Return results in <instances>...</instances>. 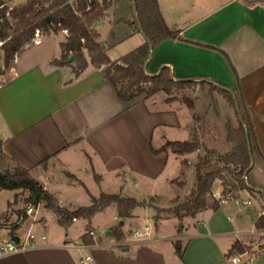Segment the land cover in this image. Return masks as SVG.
I'll use <instances>...</instances> for the list:
<instances>
[{"label": "crops", "instance_id": "1", "mask_svg": "<svg viewBox=\"0 0 264 264\" xmlns=\"http://www.w3.org/2000/svg\"><path fill=\"white\" fill-rule=\"evenodd\" d=\"M158 3L166 22L180 30L181 38L166 39L156 45L146 71L155 74L168 66L177 78L202 80L231 92L240 91L263 155L254 148L246 181L264 192V0ZM109 10L108 35L100 41L113 58L111 50L125 43L120 52L130 51L143 43L146 36L143 30L134 29L138 22L134 0H117ZM124 18L130 23L122 21ZM59 32L66 38L65 30ZM58 33H40L8 67L3 66L0 56V141L9 162L28 168L61 206L72 209L76 206L72 201L66 203L61 185L84 183L80 172L81 168L87 170V163L92 166L89 172L100 182L113 173L126 188L129 182L137 186L143 179L158 177L173 156L177 157L175 161L183 160L185 154L177 156L179 153L170 149L153 155L150 143L159 147L167 140H190L173 134L182 128L185 134L192 133L193 108L177 99L166 101L159 94L136 100L130 106V102L117 96L101 67L91 63L88 52L85 54L89 63L78 74L71 65L53 62L62 54L60 43L65 40L57 41ZM52 38L53 43L43 46ZM186 154H191V158L184 157L185 165L180 163L176 167L173 163L175 174L165 178L171 187L172 202L180 195L173 186L178 184L180 189L195 177L200 149ZM123 166L132 170L130 181ZM154 185H146L145 190L158 197L160 192ZM3 190L6 189L0 188V193ZM219 190L217 193L221 194ZM247 192L249 200L254 198L261 207L254 209L257 216L251 221L245 206L248 204L232 199L217 209L206 208L186 217L180 234L178 225L173 224V231L164 230L165 223L175 217L154 222L153 227L148 225L149 235L142 239H128L123 227L122 240L117 239L114 229L107 232V237H97L94 228H90L80 235L79 242L78 236L72 238L69 231L65 237L54 233L47 238L43 234L46 238L41 235L26 250L0 257V264H82L86 254L93 256L91 264H226L232 260L227 252L236 240L247 243L246 239L262 230L256 227V220L264 214V199ZM11 203L13 199L7 198L1 213L11 208ZM251 204L252 201L248 206ZM136 211L133 216L139 214ZM55 220L59 226L56 217ZM36 225L31 224L32 228ZM91 230L95 234H90ZM177 238L184 246L182 258L175 251Z\"/></svg>", "mask_w": 264, "mask_h": 264}, {"label": "trees", "instance_id": "2", "mask_svg": "<svg viewBox=\"0 0 264 264\" xmlns=\"http://www.w3.org/2000/svg\"><path fill=\"white\" fill-rule=\"evenodd\" d=\"M115 1L117 0H27L25 3L11 5L6 0H0V50L3 52L4 67L10 65L24 46L33 42L37 30L42 34H55L66 30V38L60 43L62 54L53 62L61 66L71 65L78 74L89 63L85 54L88 52L91 63L101 67L103 76L113 84L117 96L123 101L134 103L142 93L150 96L159 91L170 94L167 100H174L179 94L171 95L173 91H179L198 82H206L177 78L168 66L162 67L155 74L146 71V62L156 45L166 39L181 38L180 30L170 27L166 22L158 0H134L138 20L134 29L143 30L147 39L120 57L111 58L107 53V46L100 41L101 31L98 26L106 21L108 10ZM122 21L130 23L127 18ZM71 54L75 55L73 61L70 60ZM208 84L220 89L226 95L239 116L238 126L227 123V140L233 143L232 147L227 151L207 147L196 133L190 140H167L159 147L150 143L153 155L169 149L175 153L186 154L204 147V153L198 156L195 163L194 186L183 200L177 196L173 205L163 207L147 199L140 200L135 196L103 191L97 196L91 194V203L88 205H80L72 209L61 206L43 184L31 175L28 168L18 164L10 167L7 164L9 158L2 148L1 141L0 188L27 190L28 195L25 198L27 204L43 203L56 213L58 223L65 227L74 218H89L112 204L117 205L119 216L122 218L133 216L137 207L153 206L156 209L153 216L155 224L163 218L175 217L179 220V234L183 231V221L186 217L194 216L206 208L217 209L221 205L222 198L237 199L243 190H247L250 194L264 199V192L257 190L256 186L249 184L245 178L252 168L254 148L260 155L262 153L241 93L237 90L233 91L234 94L228 88ZM183 101L194 108L195 102L191 98L183 96ZM196 116L198 120L202 118L201 115ZM216 180L221 181L220 198H213ZM174 182L182 183L179 180ZM149 197L156 199L155 195ZM0 226L6 227L10 235L16 233L19 227L17 222L0 224ZM256 227L264 229V214L257 218ZM113 232L118 240L124 239L125 234L122 230ZM174 246L177 255L182 258L184 255L182 240L177 238ZM246 252H249L246 244L236 240L228 250L227 256L230 258L236 253Z\"/></svg>", "mask_w": 264, "mask_h": 264}, {"label": "rangeland", "instance_id": "3", "mask_svg": "<svg viewBox=\"0 0 264 264\" xmlns=\"http://www.w3.org/2000/svg\"><path fill=\"white\" fill-rule=\"evenodd\" d=\"M8 4H21L25 3L27 0H6ZM189 2V1H188ZM187 2V3H188ZM109 12H112L109 10ZM112 15V14H111ZM100 31L101 36L100 39L103 40L108 35V28H109V20L105 23L100 24ZM66 31V30H65ZM67 32V31H66ZM56 40L64 39V35L62 32H59L56 36ZM34 41V40H33ZM48 42L53 43L52 39H47L46 43L43 46H47ZM1 45V42H0ZM125 43L116 47V49L111 50L110 54L113 58L120 57L123 53L128 52L129 50H125L126 52L122 51L123 47H125ZM133 49V48H132ZM0 56L3 57V52L0 50ZM4 66V64H3ZM179 94L176 98L179 102L186 104L183 101V96L189 97L194 100V108H193V128L191 134H185V129L177 130L176 137L179 139H192L194 137V133L198 136L200 141L207 147H214L219 149L220 151H227L229 150L233 143L227 140V123H231L233 126H238L239 123V116L236 113L235 107L231 104L228 100L226 95L218 88L208 84V82L201 83L198 82L196 84H191L186 86L185 88L180 89L179 91H173L171 95ZM234 93V92H233ZM155 94H159L158 96H162L165 98L166 101L169 93L165 91H159ZM235 94V93H234ZM154 95V94H153ZM183 95V96H182ZM151 96V95H150ZM149 96H146L145 93L139 95L135 100H144ZM213 100V103H212ZM133 103H130L132 106ZM127 106V105H125ZM196 115H201V119H196ZM185 135V136H184ZM204 153V147L200 148V154ZM177 156H180L177 155ZM186 158H191V154H185ZM184 156V157H185ZM182 157V155H181ZM179 160L175 161L177 157L170 159V164L166 167L164 172H160L158 177L155 178H146L143 179L139 185H134L132 182L127 183V187H122L123 183L119 182L118 178L115 177V174L110 173L107 175L103 181H99L96 176H93L89 171H91L92 166L90 163H87V170L81 168V178L84 183H74V179L69 178L73 181L74 184L64 183V191L62 192L63 197L66 199V203L68 201H72L73 207H77L80 205H88L91 203V194L99 195L101 191H105L108 193H121L125 196H135L136 198L143 200L147 199L150 202H154L155 204L163 207H168L173 205L174 200L172 202V195L169 194L170 186L169 183L165 180L167 175H174L175 171L172 168V165L176 164H184L185 161ZM180 158V157H179ZM90 162V161H89ZM176 162V163H175ZM77 163V162H76ZM10 167L13 165L11 162L7 163ZM190 165V164H189ZM189 167V166H188ZM172 168V169H171ZM126 174L128 181L131 177L132 172L131 169L123 166L122 168ZM129 169V170H128ZM186 169V168H185ZM86 171H88L86 173ZM122 171V170H121ZM195 176V175H194ZM185 174L183 178H185ZM132 179V178H130ZM195 177L189 180L188 185L181 186L180 189L178 188L179 185L175 184V187L180 193L178 196L180 200H183L188 193V191L194 186ZM220 180L215 181L214 185V192L213 198H219L221 194H218L221 187ZM155 184V185H154ZM146 185H154L155 190L159 191V196L156 199L149 197V192L145 190ZM44 186V185H43ZM172 186V185H171ZM122 187V188H121ZM45 188V187H44ZM15 190L6 189L0 193V213L2 209L5 207V203L8 199H13V203H11L12 207L5 210L0 215V224H12L17 222L19 227L16 230V233L24 239L26 237L27 230L31 228V224L37 223L35 227L32 228V232L36 235V239L41 238V235L45 234L47 238H52L54 233L56 236H64L65 233L68 231L70 232V236L73 238L74 236L77 237V241H81L80 235L84 233H88L90 228H94L97 237H107L108 231L111 229L115 231H119L120 227L126 228V237L128 239L133 238L131 230L138 229L144 230L145 225H149L150 227L154 226V214L156 213V209L153 206H145V207H137L136 212L139 214L137 216H128V217H120L118 213V208L116 204L109 205L102 210L97 211L91 217H78L76 220L74 219L68 226H58L56 223L55 217L57 218L56 213L51 209L46 207L43 203L40 205V210L36 218H33V215H27L23 220H18L19 216L26 208L27 203L25 202V198L28 195V191L25 189H17L18 192L15 194ZM222 190V189H221ZM244 192L239 198V202H243V200H249V194L247 190H243ZM220 193V192H219ZM218 194V195H217ZM53 195V194H52ZM54 196V195H53ZM55 200L58 202L57 197ZM212 200V197L210 198ZM252 204L250 206L245 205L246 209L250 213V221L252 217L257 216V212L254 210H260L261 207L259 202L254 198L251 199ZM14 204V205H13ZM15 204H17L15 207ZM242 204V203H241ZM51 211V212H49ZM48 212V213H47ZM53 212V213H52ZM117 216V217H116ZM46 222L43 223L45 221ZM58 219V218H57ZM123 221V223H122ZM42 223V224H41ZM116 225L114 228H111L112 225ZM178 225L177 219L172 221H168L165 223L164 230H174V225ZM80 237V238H79ZM56 238V237H55ZM0 239L4 242L10 240V234L6 227L0 226ZM247 243L246 246L249 252L246 253H236V255L240 256L241 261L239 263H234L232 260H228L226 264H263L264 263V229L260 230L254 237L246 239ZM231 258V257H230Z\"/></svg>", "mask_w": 264, "mask_h": 264}, {"label": "built area", "instance_id": "4", "mask_svg": "<svg viewBox=\"0 0 264 264\" xmlns=\"http://www.w3.org/2000/svg\"><path fill=\"white\" fill-rule=\"evenodd\" d=\"M40 34V31L37 30L36 32V37H38ZM35 40V39H34ZM215 195V193H213ZM217 198V196H215ZM220 198V197H219ZM228 199H224L222 198L220 200L221 203L227 201ZM236 200H239V198H237ZM243 202L245 204H250L251 203V200H243ZM40 205L41 203H38V204H33V203H29L27 204L26 208L23 210V212L21 213V215L19 216V221L20 220H23L25 218V216H31L33 215V218L35 219L36 216L38 215L39 213V210H40ZM76 219V218H74ZM149 226L146 225L144 227V230H138V229H134L132 230V233H133V237L136 238V239H142V238H145L149 235ZM15 234V233H14ZM19 234V233H17ZM90 234H95L93 230L90 231ZM20 236V235H19ZM42 238H46L45 235L42 236ZM36 239V235L32 232V226L31 228H29L27 230V233H26V237L23 239L21 236H20V239L18 242H15L13 239H12V235H10V240L7 241V242H4L0 239V257H3L7 254H11V253H14V252H20V251H24L28 248V246L30 245V243H32V241H34ZM93 260V256L91 254H86L83 258H82V264H91ZM232 261L234 263H239L241 261V258L240 256L238 255H234L232 256Z\"/></svg>", "mask_w": 264, "mask_h": 264}, {"label": "water", "instance_id": "5", "mask_svg": "<svg viewBox=\"0 0 264 264\" xmlns=\"http://www.w3.org/2000/svg\"><path fill=\"white\" fill-rule=\"evenodd\" d=\"M146 39H147V37H146ZM74 59H75V55H74V54H71V56H70V60L73 61ZM146 64H147V62H146ZM249 147H250V152H252V150H251V146H250V145H249ZM245 178L247 179V175L245 176ZM122 223H123V221H122ZM12 239H13L15 242H18L19 239H20L19 234H17V233L13 234V235H12Z\"/></svg>", "mask_w": 264, "mask_h": 264}]
</instances>
